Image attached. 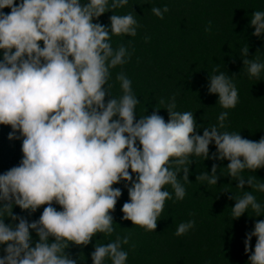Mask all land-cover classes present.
<instances>
[{"label": "clouds", "instance_id": "obj_1", "mask_svg": "<svg viewBox=\"0 0 264 264\" xmlns=\"http://www.w3.org/2000/svg\"><path fill=\"white\" fill-rule=\"evenodd\" d=\"M127 6L129 0H0V126L10 127L7 138L20 141L22 153L17 165L0 174V264H80L83 254L77 259L68 249L85 248L97 235L102 239L93 245L92 264H126L124 246L136 245L130 230L116 233L113 213L122 189L114 186L127 189L122 219L155 232L166 201L185 199L190 167L200 159L228 161L219 176L217 163L210 173L198 172L196 183L216 186L221 176L236 182L231 221L249 210L264 215L254 194L264 193V181L245 175L264 169V136L255 141L227 130L228 110L239 103L236 75L220 65L208 75V94L218 96L224 110L215 124L199 125L194 112L179 110L175 93L159 97L150 114L145 108L137 118L140 100L123 70L134 43H113V37L135 38L143 27L134 7L117 14ZM150 11L163 20L170 8ZM107 13L109 23H101ZM248 27L254 37H264V11L252 12ZM210 29L211 21L205 31ZM239 54L241 74L260 80V51L249 58L245 44ZM117 67L121 71L110 82ZM115 84L119 94L112 91ZM246 185L251 191H244ZM16 207L29 215L41 207L43 212L29 221L14 214ZM195 226L194 218L182 221L174 236ZM244 251L248 264H264V220L246 233Z\"/></svg>", "mask_w": 264, "mask_h": 264}, {"label": "trees", "instance_id": "obj_2", "mask_svg": "<svg viewBox=\"0 0 264 264\" xmlns=\"http://www.w3.org/2000/svg\"><path fill=\"white\" fill-rule=\"evenodd\" d=\"M168 5L170 12L163 20L155 17L151 6ZM134 7L137 19L143 27L138 29L135 38L113 37L114 46L117 42L132 39L135 52L131 61L123 66V70L133 81V90L140 100L137 106L139 114H150L159 97L177 94L178 109L192 111L199 125L208 126L217 122V117L224 111L217 104L218 96L209 95L207 91L208 75L215 65L229 75L235 74L239 91V103L229 111L228 131L240 132L244 138L258 141L264 136V74L260 80H249L241 74L243 64L239 50L247 44L249 58L257 50L264 59V37L256 38L254 31L248 27L254 11H264V0H129V6L118 9L117 14H124ZM9 12L10 9H4ZM107 13L100 22L109 23ZM210 31H205L209 27ZM151 37L148 43L144 37ZM120 67L112 70L115 82ZM114 94H119V85L115 84ZM167 120V112L161 108L159 113ZM10 127L0 126V174L19 163L22 158L21 142L9 141ZM203 129H200L202 135ZM215 152L214 144L210 145V154ZM213 163L225 168L228 161H203L190 167L189 180L186 185L187 195L181 202L166 201L164 211L157 222L155 232H146L130 221L122 219L121 208L128 200L127 189L123 184L115 185L122 189L114 215L117 224L116 233L125 234L121 229L131 231V242L134 250L125 245L129 252L126 264H248V255L244 251L246 233L250 232L257 219L264 220V215L254 217L249 210L238 220L231 221V208L235 201L230 195L239 194L236 182L221 176L216 186L196 183L198 172L210 173ZM259 180L264 181V169L255 173ZM170 190V189H169ZM244 191H251L246 185ZM258 201L264 203V193H254ZM60 210L58 205H55ZM14 214L23 215L29 221L39 219L43 207L29 215L18 207ZM195 213L190 217L189 213ZM195 219L196 226L183 237L174 236L176 226L189 219ZM6 223L10 221L6 220ZM34 241L38 239L35 232L31 233ZM112 237L104 239L107 243ZM97 235L92 243L85 248L71 246L68 251L79 259L80 264H92L91 252L93 245L101 240ZM252 239V249L255 247ZM3 246H0L2 250ZM2 254V251H0Z\"/></svg>", "mask_w": 264, "mask_h": 264}]
</instances>
